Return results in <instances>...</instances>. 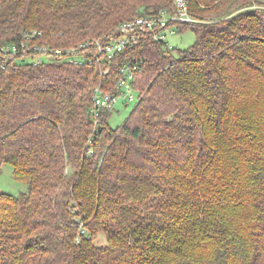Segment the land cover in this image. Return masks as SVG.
<instances>
[{"label":"trees","instance_id":"obj_1","mask_svg":"<svg viewBox=\"0 0 264 264\" xmlns=\"http://www.w3.org/2000/svg\"><path fill=\"white\" fill-rule=\"evenodd\" d=\"M187 4L190 46L144 36L107 74L0 53V163L27 184L0 191V264H264V0ZM161 10L173 0H0V42L75 45ZM127 59L135 105L95 121L92 88L116 92Z\"/></svg>","mask_w":264,"mask_h":264},{"label":"built area","instance_id":"obj_2","mask_svg":"<svg viewBox=\"0 0 264 264\" xmlns=\"http://www.w3.org/2000/svg\"><path fill=\"white\" fill-rule=\"evenodd\" d=\"M173 5L175 9L173 13L161 10L156 14L139 15L120 23L114 34L80 41L75 45L54 46L40 42V31L25 30L14 42H0V53L34 66L51 62L86 64L95 61L103 64L101 74H107L111 63L144 36L164 41L166 30L171 24L194 20L189 13L187 0H173ZM138 70V61L124 60L119 65L116 92L106 91L100 84L92 88L91 113L95 121L102 109H113L120 99L127 98L124 103L126 105L128 101L137 98L132 91L135 89L134 79Z\"/></svg>","mask_w":264,"mask_h":264},{"label":"rangeland","instance_id":"obj_3","mask_svg":"<svg viewBox=\"0 0 264 264\" xmlns=\"http://www.w3.org/2000/svg\"><path fill=\"white\" fill-rule=\"evenodd\" d=\"M172 30V31H170ZM195 39V34L193 30L190 28L184 29L182 31L176 30V24L173 23L166 30L165 40L166 45L171 48L172 51L174 49H184L190 46ZM132 94L136 97L137 92L134 90ZM127 98H122L119 100L111 110L109 124L112 127H116L126 119L135 105L137 98L133 101H128L126 105L124 102ZM27 189V184L21 180H18L13 175V168L9 163H0V191L9 192L12 194H18L21 191H25ZM94 242L97 244H105V235L102 232H99L94 235Z\"/></svg>","mask_w":264,"mask_h":264}]
</instances>
